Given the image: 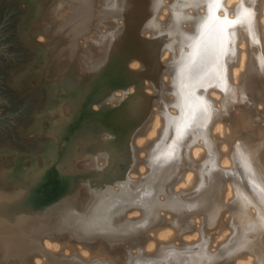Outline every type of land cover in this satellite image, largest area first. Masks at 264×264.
Segmentation results:
<instances>
[{
    "label": "bare ground",
    "instance_id": "obj_1",
    "mask_svg": "<svg viewBox=\"0 0 264 264\" xmlns=\"http://www.w3.org/2000/svg\"><path fill=\"white\" fill-rule=\"evenodd\" d=\"M71 1L39 8L61 18L42 29L55 53L76 62L102 27L100 44L119 53L89 66L77 109L74 91H60L72 112L58 107L49 132L62 143L39 175L5 170L8 198L54 207L66 193L76 208L31 237L0 230V264H264V0ZM87 4L83 42L60 43ZM79 166L87 178L72 175ZM88 216L116 224L115 242L92 235Z\"/></svg>",
    "mask_w": 264,
    "mask_h": 264
},
{
    "label": "rangeland",
    "instance_id": "obj_2",
    "mask_svg": "<svg viewBox=\"0 0 264 264\" xmlns=\"http://www.w3.org/2000/svg\"><path fill=\"white\" fill-rule=\"evenodd\" d=\"M57 1L0 0V193L4 195L0 196V230L14 229L19 234L27 232L30 237L40 228L47 227L48 229L51 227L53 220H59L54 218L57 217V214L61 213L60 216L66 215L69 213L72 206L75 209L76 207L74 206L76 204L69 206L73 200H71L70 203L66 201L67 199L69 201V198H74V196H70L71 194L66 195L65 193V195H63L64 197L61 198L65 202H60V205L54 207L42 208L25 192H20L17 195H13L12 198H8L7 193L2 191V187L5 186L4 182L13 172H5V170L12 169L16 166L20 168L23 174L26 172L25 174L29 178L39 175L37 171H39V168L41 170L44 166L46 159H48L47 156L50 149L53 148L55 144L59 145L62 143L61 140L56 142L57 139L54 136L51 137L52 134L49 132L52 126L51 124L54 123L56 117L58 118L61 115V113H59L58 116L57 111H59L60 108L64 114L68 115L72 112V107L69 106L67 102L63 101L61 105L59 104V98L62 95L60 91H62V89L64 92L67 89L74 91L76 102L73 103V107L77 109L80 102L84 99L85 90L83 89V85L86 83L87 79L92 76H90V74H93V72L94 74L95 72L98 73L104 68V61L107 60L106 57H109L111 62L119 53L117 49L119 48V44L117 42L118 45L115 42L112 44L110 43V53L104 49L103 44H100V33L106 32V28L104 27H102V29L100 28L101 30H94L90 33L91 36L89 35V39L92 38V35L96 36L95 38L97 39H93L92 42L96 45L89 46L90 48H87L88 51L85 53L83 52L85 48L82 51L78 49L79 52H77L75 57L76 62L70 58L67 49H62L55 53V49L50 43L52 37H47V34L43 33L42 29L49 23L60 20L61 18L56 16L57 19L54 20L50 18L51 15H45L41 18L39 8H46L48 3V7H51L54 5L51 3H58ZM71 2H69L68 5L71 4L72 6L70 7H73L74 0ZM87 9H91L88 4L78 7L76 19L72 23L71 29L66 31V37H63L60 43H69L73 41V39L74 41L72 44L76 40L78 41V39L79 42H83V38H81L79 34L83 29H86L88 26L87 24H89L88 22H90V18L92 19L91 16H93L92 10L89 11ZM48 10H50V8L47 9V11ZM63 10H61L62 14L72 12L69 6H66V12ZM83 20H86V24L85 21L81 24ZM118 23H122V20H118ZM51 29H54L52 33L54 36L61 34V29H59V27L53 26ZM97 45L100 50L96 47ZM116 46L117 48L115 49ZM91 48L97 51H92ZM63 52L65 53L63 54ZM106 52L110 55L107 56L108 53ZM96 60L99 61L96 62ZM110 62L106 61V64ZM88 63L92 64L93 67L95 65V68H99L95 70V68H92ZM70 64L74 66L71 76L67 75ZM130 65L129 63V66ZM89 66L92 72L89 71ZM79 67H81V69H79ZM107 67L110 68V65L105 68ZM86 68H88V70L84 72ZM79 71H81L80 75ZM115 71H118L115 67L108 70L111 76H113ZM88 72L89 77H87ZM66 75L67 77L65 78ZM145 91H147V89H145ZM113 94H121V92L114 91ZM106 102L108 103L109 100ZM92 107L94 108L93 105ZM101 163L102 161H99V164ZM81 168L79 166L77 172H72L73 176H76L74 174L78 172L80 173L79 175L77 174V180L84 176L86 178L88 177L84 172L85 167ZM83 184V181L79 183V185ZM114 188L116 189L117 186ZM78 198L81 200L79 205L82 204L84 207L85 202H82V195L79 194ZM161 213L163 215L165 214L163 211H161ZM169 215L171 216L170 213L166 214L168 217ZM84 221L85 225L89 227L88 230L92 235L100 237L103 242L107 244L115 242L114 238H117L115 235V230H117L116 224L114 225L113 223V227L112 224L106 226L105 220L101 219L95 221L89 216L86 217ZM40 224H42V226ZM97 230L103 232H98ZM66 233H63V236L66 235ZM155 235L156 234L152 233V236ZM156 237H159V240L163 238L158 235H156ZM32 243H34V241L30 242V244ZM175 243H179V241L175 240ZM68 253L69 251H67V254Z\"/></svg>",
    "mask_w": 264,
    "mask_h": 264
},
{
    "label": "snow or ice",
    "instance_id": "obj_3",
    "mask_svg": "<svg viewBox=\"0 0 264 264\" xmlns=\"http://www.w3.org/2000/svg\"><path fill=\"white\" fill-rule=\"evenodd\" d=\"M230 23H233V24H238V23H242V21H232V22H230Z\"/></svg>",
    "mask_w": 264,
    "mask_h": 264
}]
</instances>
